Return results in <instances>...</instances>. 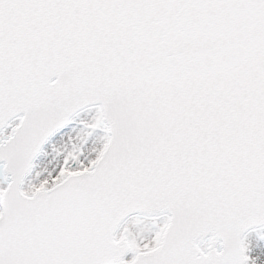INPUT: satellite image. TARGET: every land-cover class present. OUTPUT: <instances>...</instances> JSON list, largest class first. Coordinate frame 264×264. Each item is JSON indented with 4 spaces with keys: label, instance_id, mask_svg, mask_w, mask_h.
Masks as SVG:
<instances>
[{
    "label": "snow or ice",
    "instance_id": "6c2138e0",
    "mask_svg": "<svg viewBox=\"0 0 264 264\" xmlns=\"http://www.w3.org/2000/svg\"><path fill=\"white\" fill-rule=\"evenodd\" d=\"M0 264H264V0H0Z\"/></svg>",
    "mask_w": 264,
    "mask_h": 264
}]
</instances>
